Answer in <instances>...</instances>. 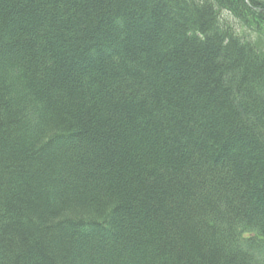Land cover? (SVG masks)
<instances>
[{"label":"trees","instance_id":"trees-1","mask_svg":"<svg viewBox=\"0 0 264 264\" xmlns=\"http://www.w3.org/2000/svg\"><path fill=\"white\" fill-rule=\"evenodd\" d=\"M0 264H264V0H0Z\"/></svg>","mask_w":264,"mask_h":264},{"label":"rangeland","instance_id":"rangeland-1","mask_svg":"<svg viewBox=\"0 0 264 264\" xmlns=\"http://www.w3.org/2000/svg\"><path fill=\"white\" fill-rule=\"evenodd\" d=\"M224 18H226L228 21H229V24L232 25L233 27L235 28H238V24L237 22L229 15L227 14H224ZM244 33L246 35H249L250 39L253 40V41H256V36L252 33H250L249 31H247L246 29L244 30Z\"/></svg>","mask_w":264,"mask_h":264},{"label":"bare ground","instance_id":"bare-ground-1","mask_svg":"<svg viewBox=\"0 0 264 264\" xmlns=\"http://www.w3.org/2000/svg\"><path fill=\"white\" fill-rule=\"evenodd\" d=\"M235 20V19H234ZM236 21V20H235ZM237 22V21H236Z\"/></svg>","mask_w":264,"mask_h":264}]
</instances>
